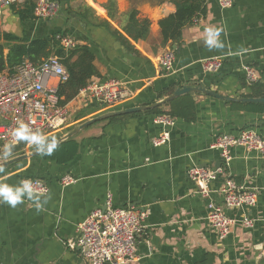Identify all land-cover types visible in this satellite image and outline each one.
Instances as JSON below:
<instances>
[{"label": "crops", "instance_id": "1", "mask_svg": "<svg viewBox=\"0 0 264 264\" xmlns=\"http://www.w3.org/2000/svg\"><path fill=\"white\" fill-rule=\"evenodd\" d=\"M61 8L67 12L49 21H23L18 7L4 9L0 52L8 55L13 44L9 36L38 37L68 29L67 36L94 49L102 75L98 80H119L133 97L114 107L76 98L67 105L70 116L63 130L22 140L23 148L7 152L5 161L38 151L103 114L158 103L171 96L168 92L174 85L176 90L204 86L223 96L250 98L245 65L264 84V0H234L228 9H222L219 0H206V16L183 30L180 43L165 47L160 22L177 10L170 0H70ZM87 8L90 14L85 13ZM132 10L151 22L149 38L132 41L137 53L127 51L109 28L99 27L108 22L124 34L121 27ZM169 49L175 61L173 69L165 71L158 59ZM214 57L223 58V65L217 72H205L201 63ZM192 95L194 116L178 118L163 146L153 145L163 128L154 122L157 115L145 110L81 130L74 136L80 150L66 163L40 154L1 169L0 189L19 190L23 179L37 178L48 184L49 193L37 196L24 191L21 202L12 207L0 192V264H88L76 245L78 227L92 212L106 209L109 194L115 208L150 210L135 257L126 264H264V159L254 151L234 148L226 177L210 185V198H204L188 176L193 166L225 167L214 147L219 135L252 128L264 136V112L240 105L247 103ZM158 108L170 110L168 104ZM68 174L77 182L64 187L61 179ZM230 178L239 187L257 189L259 197L254 208L225 209L229 216L252 218L254 226L246 228L239 222L220 241L207 220V205L210 199L224 204L220 189Z\"/></svg>", "mask_w": 264, "mask_h": 264}, {"label": "built area", "instance_id": "2", "mask_svg": "<svg viewBox=\"0 0 264 264\" xmlns=\"http://www.w3.org/2000/svg\"><path fill=\"white\" fill-rule=\"evenodd\" d=\"M27 1L35 4V17L39 21H49L59 16L61 4L57 0H0V17L4 9L22 6ZM222 9L231 8L234 0H219ZM201 19H195L197 24ZM67 50L79 43L71 36H58ZM175 53L167 50L158 59L159 66L171 71L174 66ZM207 73L217 72L223 65V58L214 57L201 63ZM247 81L257 82V73L250 66H243ZM69 79L65 67L58 57L52 56L39 66L26 60L16 72L0 73V164L7 159L8 148L17 146L24 139L53 134L63 130L69 120L70 111L60 104L58 90ZM133 97V93L116 79L96 80L83 88L78 97L87 103H99L114 107ZM155 124L163 128L162 133L153 140L155 147L169 143L170 129L175 127L177 119L169 115H158ZM219 150L224 168L208 169L193 166L188 171L191 181L199 186L200 194L210 198V185L226 177V169L233 160L232 150L242 147L254 151L264 159V136L252 128L243 129L239 134L219 135L214 144ZM29 184L26 192L45 196L49 193L46 182L37 178H25L22 187ZM77 179L68 174L61 179L66 187L73 185ZM224 204L210 199L207 205V220L220 241L224 240L232 229L241 222L246 228L254 226V220L248 216L236 218L229 216L226 208L243 210L257 206L259 191L239 187L233 179H225L220 189ZM150 210L134 208H115L112 195L109 194L105 210L92 212L78 227L79 236L76 245L88 264H126L135 257L137 238L143 229Z\"/></svg>", "mask_w": 264, "mask_h": 264}, {"label": "trees", "instance_id": "3", "mask_svg": "<svg viewBox=\"0 0 264 264\" xmlns=\"http://www.w3.org/2000/svg\"><path fill=\"white\" fill-rule=\"evenodd\" d=\"M60 2H69L70 0H57ZM175 4L177 10L175 14H172L160 22L162 46L165 47L168 44L174 45L182 41L183 30L191 25L196 18H204L206 16V0H170ZM114 5V2L111 3ZM18 7V15L21 20H33L35 19V4L31 1H27L22 6ZM67 12L61 10V13ZM84 11H82L83 13ZM85 13L90 14L91 10L86 9ZM139 13L136 10L130 11L126 17V23L122 25V34L117 29H114L108 22H104L99 27H106L112 31L116 38L125 46L127 51L136 52L132 41H146L151 32V22L147 19H139ZM70 30H58L56 32H48L38 37H30L24 35L23 37L9 36L7 39L13 44L10 47V51L7 56L3 51L0 52V73L8 72L13 74L16 69L28 60L34 65L39 66L44 60L55 56L58 57L69 74V79L66 83L60 85L58 90V96L60 98V104L67 106L70 102L74 101L80 91L87 87L90 83L101 79L102 75L95 65L96 53L94 49L85 44H79L73 49L67 50L63 47L61 40L58 36H67ZM137 53V52H136ZM181 87V85H179ZM250 98H264V84L254 82L251 84ZM176 87L168 92V95L175 93ZM235 104V103H231ZM243 108L253 112H264V104L262 103H247L240 104ZM170 110L165 112L163 108H157L152 110L154 114L169 115L173 118H182L190 120L195 114L196 102L192 94H186L181 96L170 103H168ZM117 118V117H116ZM121 118V117H118ZM115 119V118H114ZM51 142L46 143L47 146ZM44 145V146H45ZM23 148V145L9 148L7 152L9 154L15 153ZM80 150V143L75 137L58 145L54 150L49 153L45 152L43 155L47 160L56 161L58 163H66L72 160Z\"/></svg>", "mask_w": 264, "mask_h": 264}, {"label": "water", "instance_id": "4", "mask_svg": "<svg viewBox=\"0 0 264 264\" xmlns=\"http://www.w3.org/2000/svg\"><path fill=\"white\" fill-rule=\"evenodd\" d=\"M118 46H120V44H117ZM196 93H203L205 95L226 101V102H236V103H262L264 104V98H234V97H227V96H223L220 95L204 86H184L182 88H179L175 91V93H173L171 96L163 99L162 101L155 103L153 105L147 106V107H136V108H131V109H127L124 111H116V112H110L107 114H103L99 117H96L90 121H87L86 123L82 124L81 126L77 127L76 129H74L73 131H71L70 133H68L67 135H65L64 137H62L61 139H58L56 141L57 146L62 144L63 142L73 138L75 135H77L81 130L85 129L86 127L105 120V119H109L112 117H117V116H123L126 114H132V113H137V112H141V111H145V110H153L156 109L158 107H161L165 104L170 103L171 101L184 96L186 94H196ZM103 107H105L104 105H102ZM48 151V147H44L38 151H35L33 153L30 154H24L21 155L19 157L10 159L5 161L4 163L0 164V170L1 169H5L13 164L19 163L21 161L27 160L29 158H32L34 156L40 155V154H44L45 152Z\"/></svg>", "mask_w": 264, "mask_h": 264}, {"label": "clouds", "instance_id": "5", "mask_svg": "<svg viewBox=\"0 0 264 264\" xmlns=\"http://www.w3.org/2000/svg\"><path fill=\"white\" fill-rule=\"evenodd\" d=\"M36 143H40L39 141H35ZM48 152L51 153L52 150H54L57 147V143L55 140H53L50 144H48ZM29 184L26 182L22 189L19 190H13L10 187H4L0 189V192H2L5 196V199L7 202L12 206L15 207L16 204L21 202L22 192L29 190Z\"/></svg>", "mask_w": 264, "mask_h": 264}, {"label": "rangeland", "instance_id": "6", "mask_svg": "<svg viewBox=\"0 0 264 264\" xmlns=\"http://www.w3.org/2000/svg\"><path fill=\"white\" fill-rule=\"evenodd\" d=\"M61 10H63L62 8H61ZM61 12V11H60Z\"/></svg>", "mask_w": 264, "mask_h": 264}]
</instances>
